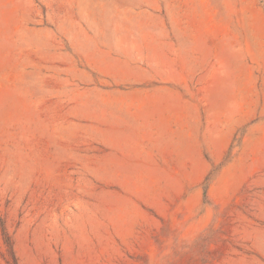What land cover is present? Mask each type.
Listing matches in <instances>:
<instances>
[{
    "label": "rangeland",
    "instance_id": "374dc122",
    "mask_svg": "<svg viewBox=\"0 0 264 264\" xmlns=\"http://www.w3.org/2000/svg\"><path fill=\"white\" fill-rule=\"evenodd\" d=\"M0 264H264V0H0Z\"/></svg>",
    "mask_w": 264,
    "mask_h": 264
},
{
    "label": "trees",
    "instance_id": "16d2710c",
    "mask_svg": "<svg viewBox=\"0 0 264 264\" xmlns=\"http://www.w3.org/2000/svg\"><path fill=\"white\" fill-rule=\"evenodd\" d=\"M9 250H10L11 254H13V248H12L11 242L9 243Z\"/></svg>",
    "mask_w": 264,
    "mask_h": 264
}]
</instances>
